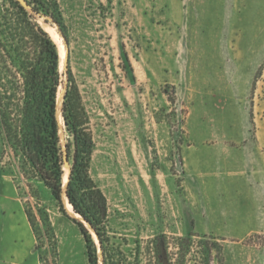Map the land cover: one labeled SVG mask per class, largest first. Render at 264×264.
I'll return each mask as SVG.
<instances>
[{"label": "rangeland", "instance_id": "rangeland-1", "mask_svg": "<svg viewBox=\"0 0 264 264\" xmlns=\"http://www.w3.org/2000/svg\"><path fill=\"white\" fill-rule=\"evenodd\" d=\"M60 6L68 42L37 19L79 88L113 248L133 260L155 235L206 234L223 245V264H264V0ZM63 204L0 132V264H89Z\"/></svg>", "mask_w": 264, "mask_h": 264}, {"label": "trees", "instance_id": "trees-1", "mask_svg": "<svg viewBox=\"0 0 264 264\" xmlns=\"http://www.w3.org/2000/svg\"><path fill=\"white\" fill-rule=\"evenodd\" d=\"M38 17L54 23L69 41L60 0H0V132L8 146L19 147L60 207L64 209L65 193L74 212L95 232L98 242L89 226L75 218L87 241L89 264H223V245L206 234H196L199 242H194L192 234L172 237V241L167 234L155 235L144 245L137 243L133 260L113 248L108 201L90 174L95 143L79 88L69 63L63 78L57 44ZM26 33L31 40H26ZM60 85L64 144L57 116ZM16 99L21 101L19 108ZM66 164L69 174L64 185Z\"/></svg>", "mask_w": 264, "mask_h": 264}, {"label": "bare ground", "instance_id": "bare-ground-1", "mask_svg": "<svg viewBox=\"0 0 264 264\" xmlns=\"http://www.w3.org/2000/svg\"><path fill=\"white\" fill-rule=\"evenodd\" d=\"M52 29H53V28H52ZM53 33L55 34V36H57V33H56L55 31H53ZM55 38H56V37H55ZM57 38H58V37H57ZM60 53H61V56H62V55H63V49H62V48L60 49ZM60 53H59V54H60ZM58 113H59V112H58ZM59 117H60V115H59ZM61 118H62V117H61ZM68 174H69V167H68V170L65 171V175H64V185H66V182H67V180H68ZM64 187H65V186H64ZM63 198H64V202H65L67 208H68L71 212H73V215H74L75 217H77L78 219H82V217H81L79 214H77V213L74 212L73 207H72L71 203L68 201V198H67V196H66L65 193H63Z\"/></svg>", "mask_w": 264, "mask_h": 264}, {"label": "water", "instance_id": "water-1", "mask_svg": "<svg viewBox=\"0 0 264 264\" xmlns=\"http://www.w3.org/2000/svg\"><path fill=\"white\" fill-rule=\"evenodd\" d=\"M23 3L25 4V2H23ZM66 196H67V195H66ZM80 216H81V215H80ZM81 221L85 222V225H87V224H86V221H85L83 218L81 219ZM87 226H89V228L91 229V227H90V225H89V224H88ZM91 230H92V229H91ZM93 233L95 234V232H94V231H93ZM95 236H96V234H95ZM96 238H97V236H96Z\"/></svg>", "mask_w": 264, "mask_h": 264}]
</instances>
